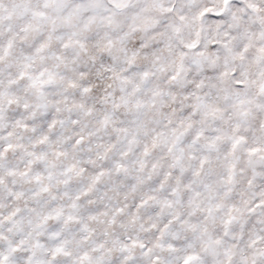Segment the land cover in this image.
I'll list each match as a JSON object with an SVG mask.
<instances>
[{
  "label": "snow or ice",
  "instance_id": "snow-or-ice-1",
  "mask_svg": "<svg viewBox=\"0 0 264 264\" xmlns=\"http://www.w3.org/2000/svg\"><path fill=\"white\" fill-rule=\"evenodd\" d=\"M0 264H264V0H0Z\"/></svg>",
  "mask_w": 264,
  "mask_h": 264
}]
</instances>
